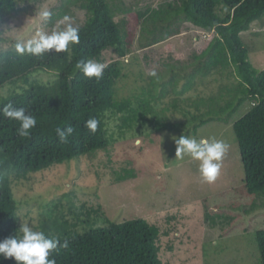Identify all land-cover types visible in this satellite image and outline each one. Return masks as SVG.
Listing matches in <instances>:
<instances>
[{
	"label": "trees",
	"instance_id": "16d2710c",
	"mask_svg": "<svg viewBox=\"0 0 264 264\" xmlns=\"http://www.w3.org/2000/svg\"><path fill=\"white\" fill-rule=\"evenodd\" d=\"M42 1L0 0V108L11 101L16 107L26 108L37 119L30 135L21 137L17 133L18 122L0 115V240L19 232L22 208L29 200L23 195L18 196L22 201L14 196L12 186L16 189L18 185L28 183L33 173L70 161L83 162L98 151L108 150L116 140L108 128V121L113 117L119 118L120 127L126 132L135 125L138 129L134 131L141 134L139 127L150 126L152 141L167 128L181 129L184 123L168 122L165 113L169 107L180 111L187 124H193L188 133L194 135L209 121L226 123L235 109L246 101L252 104L232 124L244 173L237 192L252 198V208L258 206V201L262 202L259 206H264V70L252 66L248 49L240 39V34L253 22L264 19V0H177L174 4L164 2L157 8L146 6L136 11V22H141V48L178 34L182 22L213 33L200 53L191 54L189 61L178 68L172 65L176 76L171 75L167 84L162 85L159 97L171 92L176 98L164 108L156 105L158 99L153 96L151 85L158 81L154 77L149 80L151 83L146 91L114 99L117 81L124 76L122 60L108 63L99 80L85 77L76 68L82 60L100 61L102 52L107 49H112L119 57L131 53L134 34L130 23L123 18L115 23L109 18L105 0H58V5L50 9L49 24L73 9L83 11L85 19L80 25V43L70 45L63 53L42 57L16 56L10 47L7 24L18 15L35 16ZM5 47L7 51L3 50ZM41 73L54 76L41 79L38 77ZM213 74H219L222 81L232 77L231 86L223 84L220 88L224 93L221 91L217 97H184L193 89L197 77ZM180 79H186V82L176 90ZM17 89L20 94H16ZM225 93L229 96L223 104L221 100ZM90 118L99 121L94 134L85 127ZM69 126L74 131L66 142H62L56 129ZM143 148L138 146V152L141 153ZM122 172V175L116 172L118 181L135 177L132 169L124 168ZM57 188L63 190L64 187L55 186L54 189ZM72 193L69 190L64 193L70 204L67 213L55 201L52 209L51 201H41L36 218L38 230L49 237L68 241L67 249L60 248L54 253L56 264H161L158 226L144 219L116 223L100 216L101 211L92 207L87 210L91 209L93 216L83 217L74 208L77 204L72 200ZM77 207L86 210V205ZM81 227L83 231H79ZM255 241L260 264H264V229L256 231ZM0 264L16 262L0 257Z\"/></svg>",
	"mask_w": 264,
	"mask_h": 264
},
{
	"label": "rangeland",
	"instance_id": "374dc122",
	"mask_svg": "<svg viewBox=\"0 0 264 264\" xmlns=\"http://www.w3.org/2000/svg\"><path fill=\"white\" fill-rule=\"evenodd\" d=\"M105 2L109 7V18L115 23L123 18L126 23H130L128 25L134 34L130 54L119 57L112 49H107L102 52L100 61H97L108 64L118 59L124 64V76L117 81L114 99L120 100L129 94L146 91L151 83V77L146 73L155 69L157 76L154 78H158V81L151 85L153 96L158 99L156 105H160L159 108L166 107L176 98L171 92L159 97L162 85L167 84L171 75L176 76L172 65L178 68L180 64L189 61L191 54L200 53L211 40L213 33L182 22L178 34L150 47L141 48V22H136V11L146 6L157 8L164 2L174 4L177 0ZM57 5L58 0H44L37 6L35 16L18 15V18L8 22V29L28 38L38 24L45 31H51L54 25L63 26L65 16L72 18L74 24L79 26L83 23L84 12L73 9L51 24L49 20L40 24L36 15L39 10L44 7L54 9ZM126 8L128 10H124ZM240 39L248 49L252 66L259 71L264 70V19L253 22L247 31L240 34ZM53 76L41 73L38 77L45 79ZM185 82L186 79H180L176 90H180ZM232 82V77L222 81L219 74L199 76L195 79L193 89L187 91L184 97H217L222 91V85L231 86ZM228 96L227 93L223 94V104ZM180 104L183 105L182 102ZM251 105L246 101L235 109L226 123L209 121L199 127L194 135L188 133L193 124H187V119L180 111L169 107L165 113L168 122L179 125L184 123L185 126L173 130L167 128L158 133L153 141V130L150 126L139 127L142 136L134 131L138 126L134 125V129L126 132L120 127L119 118L113 117L108 121V128L116 140L108 150L98 151L83 162L70 161L33 173L28 183L18 185L16 189L12 186L14 196L19 198L18 196L23 195L29 198L28 204L22 208L21 218L31 220L36 226L41 201H51V209L55 201L67 213V206L70 204L64 193L69 190L73 192L72 200L77 206L86 205V210L74 206L76 212L83 217L93 216V211L87 210L92 207L101 211L100 216L116 223L144 219L158 226L161 232L158 241L161 264H260L255 233L258 229H264V206H259L262 202L258 201V206L252 208V198L241 196L237 192L242 185L244 173L232 130L234 121ZM202 108L206 110L205 107ZM186 134L197 139L215 137L228 145L220 162V174L214 183L203 181L198 161L175 156V139ZM137 140L140 141L139 144L136 143ZM137 145L144 147L141 153L138 152ZM151 145L155 147L151 148ZM90 168L92 170L88 173ZM124 168L132 169L135 177L118 181L116 172L122 175ZM68 182L71 183L67 184ZM55 186L64 188L54 189ZM51 189H54L53 192H50ZM21 222L20 219L19 223ZM79 231H83V227Z\"/></svg>",
	"mask_w": 264,
	"mask_h": 264
},
{
	"label": "clouds",
	"instance_id": "9594fccd",
	"mask_svg": "<svg viewBox=\"0 0 264 264\" xmlns=\"http://www.w3.org/2000/svg\"><path fill=\"white\" fill-rule=\"evenodd\" d=\"M40 24L48 21L52 12L47 7L41 8L36 14ZM62 25H54L51 31H45L39 24L33 29L30 37L25 38L15 32H9L10 47L18 57L33 56L42 57L49 53L67 52L70 45L80 43V26L74 24L72 18L65 16ZM7 51V47L3 49ZM107 64L94 60H82L76 68L87 78L101 79ZM147 76L156 77L157 72L152 69L146 73ZM20 94V90H16ZM0 115L18 122L17 133L21 137L30 135V130L36 127L37 119L24 107H16L10 101L0 108ZM99 121L90 118L85 122V127L91 133L98 129ZM74 129L69 126L57 128L56 134L62 142H66L68 136ZM140 143L139 140L136 141ZM175 156L179 159L188 157L199 162V173L206 183H214L221 170V161L228 149V145L215 137H195L181 135L175 139ZM19 232L0 240V257L3 259H14L16 264H56L54 253L60 248L67 249V240L49 237L44 231L38 230L31 220H23Z\"/></svg>",
	"mask_w": 264,
	"mask_h": 264
}]
</instances>
